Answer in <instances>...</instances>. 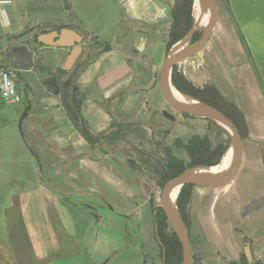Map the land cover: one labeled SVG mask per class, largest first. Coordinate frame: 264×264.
Listing matches in <instances>:
<instances>
[{
  "label": "crops",
  "instance_id": "1",
  "mask_svg": "<svg viewBox=\"0 0 264 264\" xmlns=\"http://www.w3.org/2000/svg\"><path fill=\"white\" fill-rule=\"evenodd\" d=\"M216 4L218 15L209 41L178 67L194 86L217 88L246 120L253 142L247 145L243 140L240 167L227 182L225 197L213 202L232 219L228 223L217 214L214 230L218 247L239 250L248 245L254 259L250 264H264V0H216ZM171 18L163 0H13L11 5H0L1 64L15 72L37 68L51 89L41 96L35 90L43 88L41 82L17 81L31 108L22 121L18 151L0 157V235L15 238L19 262L85 264L76 261L80 255L73 250L72 210L86 209L84 232L100 224L120 231L124 222L120 218L127 219L137 210L132 199L138 198V190H126L131 187L126 162L98 153L102 140L85 138L64 109L56 87L48 84L53 73L62 72V79L70 75L64 65L71 49L40 44L37 36L59 24L75 23L90 31L69 98L83 127L99 139L110 119L128 124L158 115L161 101L155 78ZM104 23L109 26L103 29ZM29 28L31 33L17 38ZM20 43L32 50L31 65L10 56L11 47ZM6 105L10 103L0 95V112ZM14 112L19 113L17 106ZM9 117L0 113V128ZM105 206L110 211L107 218L96 219L99 207ZM62 229L72 236L68 244L59 238ZM222 231H227L226 236ZM27 248L30 251L25 253Z\"/></svg>",
  "mask_w": 264,
  "mask_h": 264
},
{
  "label": "rangeland",
  "instance_id": "2",
  "mask_svg": "<svg viewBox=\"0 0 264 264\" xmlns=\"http://www.w3.org/2000/svg\"><path fill=\"white\" fill-rule=\"evenodd\" d=\"M163 1L167 4V6L170 7L172 17V9L175 6L177 0ZM179 2L181 3L180 0ZM198 3L199 2L194 0L193 26L195 24V18L196 20L201 18H198ZM205 9L208 10L207 8H204V10ZM199 24L200 26L196 28L191 43L198 41L202 36L204 26L203 23ZM102 26L104 29L106 26H109V24L104 23ZM170 30L169 37L166 40V46L164 47L163 61L166 52L168 53V51L171 48L175 47V45L177 44L184 45L187 36L186 35L182 40L175 43L174 45H171ZM85 46L87 47V44H85ZM106 48H110V46L108 45V47ZM0 55H2L1 52ZM163 61L161 60L160 62H158L159 72ZM178 66L179 63L175 67L177 69V72L182 73L181 71H179ZM159 72L157 73L155 78V93L158 97V100L161 101V107L157 112L158 115H149L150 117L148 119H140V123H136L137 121L128 123L131 128L126 132L128 137L127 140L128 142H132L133 146L121 140L110 144L104 138L96 139L102 140L98 142V144L101 145V148H98V153H100L101 155L110 154L112 157H115L119 160H124L126 162L128 173L130 172V176L128 179L131 181L129 184V186L131 187L127 188L126 190L128 192H131L134 189L138 190V198L132 199L133 207L136 204L137 210H135V212L131 214L127 219L123 217L120 218L121 222L124 221L123 224L120 225V231L106 230L102 228L103 224H100L96 229L92 231L91 229H88L86 232H84L87 228L88 219L85 223L82 212L87 215L86 209L82 211L78 210V208H74L72 210L74 214L72 215V218L75 219L73 221L74 231H71H73V235L76 238L75 242H73V250H75V252L80 255V258L76 259V261L81 260L82 262H85V264H141L146 260V262L152 264H163V251L165 250H162V242L160 236L157 237L154 228L157 224L156 221L158 219L161 230L158 233H160L161 236H164V233L165 235H168V233L176 234L171 224H169V220H162L161 215L162 212H165L162 201L163 192L166 184L172 178H174V176L171 174H167L164 171L163 164H161L160 161L156 160L155 158L146 154V151L155 153L156 155L165 158L163 147L171 146L173 147L174 153L176 154L177 158L183 160V169L186 170L206 167L199 164V162H196V160L190 159L187 151L182 145L187 143L188 140L194 135L208 137L212 144L217 147V156H211L208 160V163L214 160L218 161L217 164L212 165L213 167L221 165L226 156L230 154L232 150L231 141L229 139L227 131L222 128H218L213 124H210L206 119L193 115L180 114L179 112L174 111L168 105L160 90ZM15 74L16 80H20L22 82L20 84L24 83L26 85H30L29 80L31 79L41 82L43 88L35 89L36 91L40 92L41 96H45L44 94L46 92L44 90L51 92V89L44 84L48 78L44 73H40L37 68L31 69L29 72L18 71L15 72ZM58 74L61 77L62 72H59ZM20 94L22 95L21 91ZM184 95L188 98L193 97L188 94ZM3 100L5 99L3 98ZM9 103L10 105H6L3 108L5 111L0 112L2 115L10 116L9 123L6 125H2V127L0 128V157L9 156V154L17 152V144L22 137V130L20 129L19 122L26 108L25 106H27V103L25 102V100H23V98L22 101L18 104L11 102ZM16 106L19 111L18 114L14 112ZM165 111L171 113L174 116V119L166 117L164 115ZM14 115L19 116L15 117ZM116 120L110 119V122H108V124L110 123V126L106 129L105 135H108L114 129H116L118 121ZM122 120L124 119L122 118ZM142 121H144V126L141 123ZM240 124V132L242 131L241 134H243V140L248 145L253 141L248 135L246 120L245 122L241 120ZM133 125H135V127H132ZM156 131H159V133L156 134ZM176 139H180V141L182 142L181 146H174L173 143ZM135 150L136 155L139 157H150L148 161L138 160L137 156L135 157ZM140 151H144V153L142 154L140 153ZM186 185L187 187H185ZM226 185L227 183L219 186L185 184L180 187L178 194H176L177 196L175 201L177 209L180 212L181 205L185 212L186 221L184 222L189 228L190 232L194 264L245 263V260L247 258V255L245 253L246 248H241L238 250L234 249L235 246L223 249L218 247V235L214 230V227L217 226V223L215 221L216 216L217 214L222 215L221 217H223L228 223L232 219V217L226 215L224 209L225 207H223V211H219L218 209L221 208L217 209V206L214 205L213 202H215L216 204L217 198L222 199L225 197L224 195L226 191ZM213 207H216V209L214 210ZM109 212L110 211L107 206H105L104 209L103 207H99L98 216L96 217V219L101 218L102 220H104L105 218H107ZM221 226L226 227L227 223H222ZM63 229L59 232V238L65 241V244H68V238L72 236L65 232ZM14 233L15 232H12L10 234H13L14 236ZM222 233L224 236H226L227 231H222ZM11 239L15 240V238L13 237L9 239L8 236L2 237V235H0V262L3 264H27L21 261L19 262V260L17 259L20 250L16 245V240L12 243ZM244 244L245 243H241L240 245L243 246ZM246 247L250 249L249 253L251 256H253L252 248L248 245ZM24 250L25 253H28L30 251V248L29 250L28 248ZM58 259H60L59 256L56 260ZM59 262L60 263L57 264H65L61 261ZM48 264L52 263L48 262ZM181 264H183V260Z\"/></svg>",
  "mask_w": 264,
  "mask_h": 264
},
{
  "label": "water",
  "instance_id": "3",
  "mask_svg": "<svg viewBox=\"0 0 264 264\" xmlns=\"http://www.w3.org/2000/svg\"><path fill=\"white\" fill-rule=\"evenodd\" d=\"M200 1L203 5L210 6L211 8V15L208 22L203 27L202 36L198 41L191 43L197 28L196 24H194L186 36L188 44L180 49H174L173 47L168 51L159 72L160 90L165 101L174 111L209 119L226 128L233 148V158L229 167L222 172H217L212 175H202L201 173L193 172V169H186L181 174L172 178L165 186L162 199L163 207L172 228L181 242L183 250V264H194L193 251L189 228L185 224L180 212L177 209L176 201L172 199V190L179 186L182 187L185 184L203 186H219L225 184L236 174L243 157V137L237 125L229 117H227L220 110L198 98L192 97L182 101L176 98L171 92V88H174L172 83V73L174 67L181 60L198 53L209 41L213 32L218 15L216 0ZM32 30V28L26 29L18 34L17 38L31 33ZM89 35L90 32L88 29L82 25L71 23L56 25L55 30L48 33H42L37 36V40L40 44L71 49L64 65L65 70L70 71V75L66 79H62L57 73H53L54 77L48 81V84H52L56 87V92L60 95L61 103L64 109L68 113L74 125L83 135L84 129L79 112L71 103L69 94L80 68V64H78L77 61L84 52L82 44L85 37ZM10 56L26 65L32 64L33 62V52L27 44L20 43L13 45L10 49ZM30 108L31 104L27 105L21 116L19 122L21 130L22 121L27 116ZM164 115L170 119H174V116L168 111H165ZM146 154L160 162L162 161L155 153L146 151ZM39 165L41 166L42 164L39 162ZM249 250L250 249L246 247L249 260H252L253 257L250 255Z\"/></svg>",
  "mask_w": 264,
  "mask_h": 264
},
{
  "label": "trees",
  "instance_id": "4",
  "mask_svg": "<svg viewBox=\"0 0 264 264\" xmlns=\"http://www.w3.org/2000/svg\"><path fill=\"white\" fill-rule=\"evenodd\" d=\"M179 0L176 1L175 6L172 9V26L170 30V43L174 45L175 43L182 40L191 30L193 26V4L194 0ZM176 67V66H175ZM174 67L172 73V83L176 89H178L181 93L188 94L195 98L200 99L201 101L215 107L216 109L220 110L224 113L227 117H229L238 127L240 130V121H244V117L241 114L238 107L227 98L223 97L217 88L212 86H204V87H196L192 82H190L184 75L177 72V69ZM187 115V114H186ZM204 119V118H203ZM209 121L210 124L221 128L220 125L206 119ZM239 120V121H238ZM131 128L129 124L124 123H117L116 129H114L108 135H99L100 139L107 140L110 144L121 140L125 141L129 145L133 146L132 142H128L127 131ZM84 136L88 141L94 142L97 137L89 131L88 129L84 128ZM159 131H156V134ZM242 133V131H241ZM243 137V134H241ZM143 138V137H142ZM174 146H181L182 142L180 139H176L174 141ZM185 150L187 151L190 159L196 160L199 164L209 167L212 165L217 164V160L211 161L208 163V160L211 156H217L216 153L218 152L217 147L212 144L208 137H202L199 135L192 136L187 143L182 144ZM31 151L34 155L37 156L35 150L30 146ZM163 152L165 154V158L159 156L161 158V164L164 166V171L167 174H171L174 177L181 174L185 169H183L182 161L177 158L176 154L174 153L173 147L166 146L163 147ZM140 153H144V151H140ZM210 154V156H209ZM136 150H135V157H136ZM150 157H139L137 156L138 160L148 161ZM202 159V161H201ZM168 175V177H169ZM187 187V185L185 186ZM184 187V188H185ZM183 188V189H184ZM180 200V198H179ZM180 213L184 221H186L185 212L182 206L180 205ZM162 220L168 221V218L165 212H162ZM158 224L159 231L160 224L158 219L156 221ZM170 224V223H169ZM161 242H162V250H165L163 254V264H181L183 260V250L181 242L178 236L174 233H168V235L161 236L159 233ZM250 264V263H244Z\"/></svg>",
  "mask_w": 264,
  "mask_h": 264
},
{
  "label": "bare ground",
  "instance_id": "5",
  "mask_svg": "<svg viewBox=\"0 0 264 264\" xmlns=\"http://www.w3.org/2000/svg\"><path fill=\"white\" fill-rule=\"evenodd\" d=\"M196 1L200 3V4L199 3L197 4V8L199 9L198 18H200V17L201 18L197 19V20L195 18V24H196V27L200 26L199 23H203V26H204L208 22V19L210 18L211 8H210V6L203 5L200 0H196ZM204 8H207L209 11L205 9L207 11L206 12L204 10ZM194 17H195V14H194ZM183 41H181V42H183ZM187 44H188V39L186 37L184 45H178L177 44V45H175L174 49H180V48L184 47ZM171 92L176 98H178V99H180L182 101L186 100V99H189L187 96H185L183 93L179 92L178 90L174 89L173 87L171 88ZM221 128L224 129L225 131H227V129L224 128L223 126H221ZM232 158H233V148H232L230 154H228L226 156V158L224 159V161L221 163V165L216 166V167L210 166V167L194 168L193 172L201 173L202 175H212V174L217 173V172H222V171L226 170L229 167V165L232 162ZM179 189H180V186L176 187V188H174L172 190L171 194H172V199L174 201L176 199V196H177L176 194H178Z\"/></svg>",
  "mask_w": 264,
  "mask_h": 264
},
{
  "label": "built area",
  "instance_id": "6",
  "mask_svg": "<svg viewBox=\"0 0 264 264\" xmlns=\"http://www.w3.org/2000/svg\"><path fill=\"white\" fill-rule=\"evenodd\" d=\"M13 0H0V5H11ZM0 95L6 101L18 104L22 101V95L18 89L15 71L0 63Z\"/></svg>",
  "mask_w": 264,
  "mask_h": 264
},
{
  "label": "flooded vegetation",
  "instance_id": "7",
  "mask_svg": "<svg viewBox=\"0 0 264 264\" xmlns=\"http://www.w3.org/2000/svg\"><path fill=\"white\" fill-rule=\"evenodd\" d=\"M24 64V63H23ZM24 65H26V64H24ZM29 65H31V64H29ZM154 230L156 231V235H157V237H159V228H158V224H156L155 225V228H154ZM193 251V250H192ZM165 253V251H163V254ZM245 253H246V255H247V258H246V260H245V263H250L249 262V256H248V254H247V251L245 250ZM252 255H253V252H252ZM253 257V256H252ZM164 259V258H163ZM194 259V258H193ZM252 260H254V259H252ZM141 264H152V263H148V262H146V260L145 261H143V263H141ZM242 264H244V263H242ZM257 264H260V263H257Z\"/></svg>",
  "mask_w": 264,
  "mask_h": 264
}]
</instances>
